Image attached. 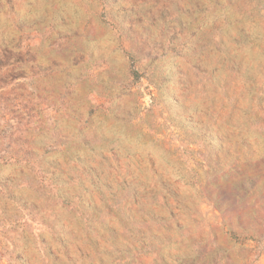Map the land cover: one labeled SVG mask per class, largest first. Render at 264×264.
I'll return each instance as SVG.
<instances>
[{"label": "rangeland", "instance_id": "obj_1", "mask_svg": "<svg viewBox=\"0 0 264 264\" xmlns=\"http://www.w3.org/2000/svg\"><path fill=\"white\" fill-rule=\"evenodd\" d=\"M0 264H264V0H0Z\"/></svg>", "mask_w": 264, "mask_h": 264}]
</instances>
